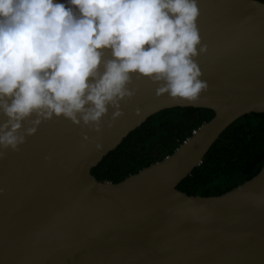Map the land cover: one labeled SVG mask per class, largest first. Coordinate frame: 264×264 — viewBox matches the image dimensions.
Listing matches in <instances>:
<instances>
[{"label": "water", "instance_id": "1", "mask_svg": "<svg viewBox=\"0 0 264 264\" xmlns=\"http://www.w3.org/2000/svg\"><path fill=\"white\" fill-rule=\"evenodd\" d=\"M198 7L206 51L196 60L208 88L196 101L157 95V83L133 75L135 95L119 102L115 120L109 106L99 132L54 116L18 151L5 150L0 264H264V164L218 195L176 187L229 124L264 112V2L198 0ZM175 106L214 114L171 154L118 182L90 173L148 116ZM22 124L21 132L32 126Z\"/></svg>", "mask_w": 264, "mask_h": 264}, {"label": "clouds", "instance_id": "2", "mask_svg": "<svg viewBox=\"0 0 264 264\" xmlns=\"http://www.w3.org/2000/svg\"><path fill=\"white\" fill-rule=\"evenodd\" d=\"M198 15V0H0V157L54 116L99 132L135 95L133 75L196 101L208 88Z\"/></svg>", "mask_w": 264, "mask_h": 264}, {"label": "trees", "instance_id": "3", "mask_svg": "<svg viewBox=\"0 0 264 264\" xmlns=\"http://www.w3.org/2000/svg\"><path fill=\"white\" fill-rule=\"evenodd\" d=\"M213 114L211 109L198 107L162 109L130 131L90 173L100 181L118 182L171 154ZM263 164L264 112L247 113L219 134L202 162L176 187L187 195H218L250 179Z\"/></svg>", "mask_w": 264, "mask_h": 264}, {"label": "built area", "instance_id": "4", "mask_svg": "<svg viewBox=\"0 0 264 264\" xmlns=\"http://www.w3.org/2000/svg\"><path fill=\"white\" fill-rule=\"evenodd\" d=\"M195 130H193L192 132H194Z\"/></svg>", "mask_w": 264, "mask_h": 264}]
</instances>
